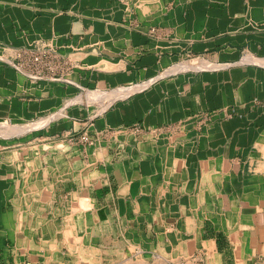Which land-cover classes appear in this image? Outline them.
I'll return each mask as SVG.
<instances>
[{
    "label": "crops",
    "instance_id": "obj_1",
    "mask_svg": "<svg viewBox=\"0 0 264 264\" xmlns=\"http://www.w3.org/2000/svg\"><path fill=\"white\" fill-rule=\"evenodd\" d=\"M0 264H264V0H0Z\"/></svg>",
    "mask_w": 264,
    "mask_h": 264
},
{
    "label": "built area",
    "instance_id": "obj_2",
    "mask_svg": "<svg viewBox=\"0 0 264 264\" xmlns=\"http://www.w3.org/2000/svg\"><path fill=\"white\" fill-rule=\"evenodd\" d=\"M37 60L39 59V58H36Z\"/></svg>",
    "mask_w": 264,
    "mask_h": 264
}]
</instances>
